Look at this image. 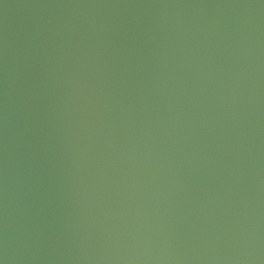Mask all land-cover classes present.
<instances>
[{
	"label": "water",
	"instance_id": "water-1",
	"mask_svg": "<svg viewBox=\"0 0 264 264\" xmlns=\"http://www.w3.org/2000/svg\"><path fill=\"white\" fill-rule=\"evenodd\" d=\"M0 264H264V0H0Z\"/></svg>",
	"mask_w": 264,
	"mask_h": 264
}]
</instances>
